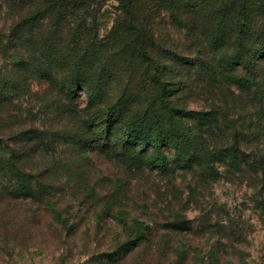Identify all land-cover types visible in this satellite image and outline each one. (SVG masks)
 Instances as JSON below:
<instances>
[{
  "label": "trees",
  "instance_id": "trees-1",
  "mask_svg": "<svg viewBox=\"0 0 264 264\" xmlns=\"http://www.w3.org/2000/svg\"><path fill=\"white\" fill-rule=\"evenodd\" d=\"M0 14V56L14 59L0 72V256L10 245L34 246L47 222L57 239L74 232L77 215L52 205L51 186L63 169L91 165L90 153L121 158L129 172L149 161L181 168L193 182L185 202L222 174L249 166L264 173V157L244 158L264 133L244 106L264 71V0H0ZM31 79L46 82L48 113L22 107ZM191 87L215 98L213 107L177 105L175 94ZM80 182V197L93 196ZM107 198L96 206L98 220L121 200L114 191ZM114 212L111 227L121 225L122 235L94 264H116L147 241L185 263L184 245L172 247L161 232L191 230L185 218L158 228ZM199 264L234 263L211 250Z\"/></svg>",
  "mask_w": 264,
  "mask_h": 264
},
{
  "label": "rangeland",
  "instance_id": "rangeland-1",
  "mask_svg": "<svg viewBox=\"0 0 264 264\" xmlns=\"http://www.w3.org/2000/svg\"><path fill=\"white\" fill-rule=\"evenodd\" d=\"M101 21L103 27L109 25L111 14ZM9 51L10 54L13 52L12 49ZM9 61L14 59L0 56V72L10 67L12 62ZM257 71L261 74L258 86L251 87L252 92L244 99V106L248 110L253 108L254 120L257 118L256 121L260 120L264 126V95L261 96L262 92L264 94V71ZM44 83L42 80L31 79L30 93L21 98L22 107L27 105L39 114L48 113V103L43 101L42 95L47 86ZM84 99V93L77 98L80 104ZM175 99L182 109L190 110L210 109L213 101H216L198 87L179 90ZM230 106L228 100L227 108L220 107V110L227 111ZM60 150L57 152L66 157V153ZM165 153H169L170 158L172 151ZM256 153V161L264 157V133L259 140L245 146L244 158L251 163ZM89 155L91 165L81 167L78 163L73 164L77 169L81 167L77 172L70 170L65 173L63 169L60 178L51 186V192L56 194L52 205L56 208L67 207L77 215V218H73V221L78 220L74 232L70 230L67 235L64 233L57 239L55 234L59 230L54 228L53 223L47 222L51 228L46 225L44 233L37 234L41 237L38 242L35 241L34 246L10 245L1 254L0 264H94L99 256L97 254L112 249L116 236L122 235L121 225L111 227L114 225L111 224L112 219L120 215L114 212L116 210L122 214L128 212L130 216L158 228L178 218H185L191 230L177 234L161 230L168 236L172 247L181 244L186 248L188 257L183 264H199L201 257L211 250H216L221 259L234 264H264V173L261 167L257 173V167L249 166L245 174H222L219 178L206 180V184H200L194 194L189 196V201L185 202L188 197V181L193 182L190 176L181 174V168L176 169L169 164L167 168L161 169L153 167L154 163L149 161L148 166L143 164L141 168L132 167V172H129L128 165L121 163V158L118 160L101 153ZM173 170H176L174 174ZM80 181L88 183L93 196L80 197L79 193H86V190L81 189L83 183ZM112 191L121 199L119 205L113 208V214L104 212L102 219H96V206L108 201L107 197H110ZM95 193L103 198H96ZM43 205L47 207L46 203ZM173 252L170 248L160 249L155 242L147 241L116 264H182Z\"/></svg>",
  "mask_w": 264,
  "mask_h": 264
}]
</instances>
